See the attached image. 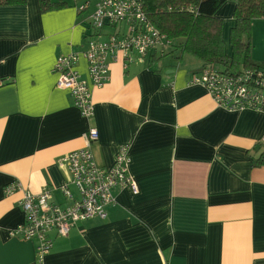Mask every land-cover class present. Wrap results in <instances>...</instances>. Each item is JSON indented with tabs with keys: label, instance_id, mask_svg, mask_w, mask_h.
<instances>
[{
	"label": "crops",
	"instance_id": "obj_1",
	"mask_svg": "<svg viewBox=\"0 0 264 264\" xmlns=\"http://www.w3.org/2000/svg\"><path fill=\"white\" fill-rule=\"evenodd\" d=\"M50 1L65 6L45 13L38 0L0 6V264H35L36 241L11 234L24 222L19 202L24 191L45 188L55 205L70 206L60 159L84 148L91 128L99 167H112L119 147H129L138 193L115 190L105 219L76 223L66 237L49 232L45 264H264V166L252 158L264 145V113L217 107L204 88L188 85L203 64L189 56L176 62L169 48L131 62L119 54L100 88L81 57L75 69L94 104L84 119L52 70L59 56L86 49L93 32L85 18L98 0ZM83 1L90 7L78 14ZM235 6L216 12L228 56ZM115 32L105 27L93 38ZM253 46L252 61L264 62V47ZM11 183L22 191L6 195Z\"/></svg>",
	"mask_w": 264,
	"mask_h": 264
},
{
	"label": "built area",
	"instance_id": "obj_2",
	"mask_svg": "<svg viewBox=\"0 0 264 264\" xmlns=\"http://www.w3.org/2000/svg\"><path fill=\"white\" fill-rule=\"evenodd\" d=\"M78 0H74L77 3ZM89 1L76 4L78 14L88 11ZM188 11L193 12L192 8ZM93 32L83 51L61 55L56 59L53 73L55 87L67 91L73 106L84 119H92L94 104L88 83L81 78L75 65L82 57L87 63L89 82L100 88L110 79V65L120 54L126 62L136 55L144 60L153 52L162 54L172 48V42L162 35L147 19L141 0H98L94 9L85 18ZM125 30L120 33L119 27ZM105 27L114 28L115 33L103 40L98 33ZM1 85V82H0ZM189 86H199L212 97L217 107L229 112L253 110L264 113V69L226 74L219 69L206 66L193 73ZM98 140V132L91 128L85 136V147L70 152L60 159V164L69 175V183L61 188L70 206L60 208L51 200L45 188L37 195L24 191L20 206L24 222L12 231V235L36 241L35 264H45V257L52 247L48 233L54 231L58 237H66L73 225L92 218L105 219L106 209L115 205L113 191L127 190L133 195L138 188L129 173V147L120 146L112 167H99L91 151V144ZM69 186L77 192L74 200ZM22 191L18 183H11L4 190L6 195Z\"/></svg>",
	"mask_w": 264,
	"mask_h": 264
},
{
	"label": "trees",
	"instance_id": "obj_3",
	"mask_svg": "<svg viewBox=\"0 0 264 264\" xmlns=\"http://www.w3.org/2000/svg\"><path fill=\"white\" fill-rule=\"evenodd\" d=\"M141 1L149 22L172 42L171 49L178 50L176 60L181 61L184 56H189L200 61L202 68L211 66L232 75L257 68L264 69V63L258 64L251 59L252 21L264 19V0H235L232 16L234 27L229 35L230 56L225 52L222 39L223 21L216 17V12L232 0ZM38 2L43 13L65 6L61 1ZM24 3L25 0H0V6ZM188 8H192L193 12L188 11ZM255 150L253 165L263 167L264 145H256Z\"/></svg>",
	"mask_w": 264,
	"mask_h": 264
},
{
	"label": "rangeland",
	"instance_id": "obj_4",
	"mask_svg": "<svg viewBox=\"0 0 264 264\" xmlns=\"http://www.w3.org/2000/svg\"><path fill=\"white\" fill-rule=\"evenodd\" d=\"M259 24H261L263 26V28H261L260 31H257V30H253L252 29L253 30L252 31V36H251V45H252V48H254V46H253L254 40H255L256 48L257 47L259 48L260 46H262V48L264 47V20L262 22H260ZM178 54H179L178 50L177 49H174L173 55L175 57V61L180 63V61L176 60V57L178 56ZM257 63L258 64H261V63H264V62L263 61H260V62H257Z\"/></svg>",
	"mask_w": 264,
	"mask_h": 264
}]
</instances>
